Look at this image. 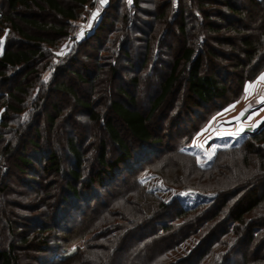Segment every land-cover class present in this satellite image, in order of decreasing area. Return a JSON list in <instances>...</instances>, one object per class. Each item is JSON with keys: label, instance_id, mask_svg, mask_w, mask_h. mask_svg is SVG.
<instances>
[{"label": "rangeland", "instance_id": "374dc122", "mask_svg": "<svg viewBox=\"0 0 264 264\" xmlns=\"http://www.w3.org/2000/svg\"><path fill=\"white\" fill-rule=\"evenodd\" d=\"M196 8L194 4L185 9L188 22L185 32L180 31L181 14L173 18L176 9L171 0H131V3L129 0H106L103 4L100 0H90L80 7L76 20L65 23L68 31L65 36L34 30L19 20L15 25H9L0 16V40H3L0 56L6 48L31 49L36 48L34 44H40L27 42L19 30L45 39L40 45L41 53L33 63L6 70L0 77V249L17 245L12 255L18 257L19 264H59L62 258L83 250L95 233L85 232L86 227L74 228L75 220H89L100 213L102 202L108 200L114 191L119 193L116 184L123 178L129 184L139 178L162 199L167 202L177 199L185 208L211 201L213 193L204 190L216 185L211 182L215 178L195 173L189 160L175 153L176 146L186 155L193 156L197 165L206 168L219 151L240 144L251 134L247 131L238 135L228 133H236L238 128L247 130L257 121L260 122L257 130L264 127V111H261L264 104L256 102L264 94V83L245 99V87L255 82L264 69L254 80L246 82L243 89L235 76L228 77L232 88L225 99L210 106L190 107L188 68L182 60L178 67L182 75L174 93L150 121L157 141L150 144L136 141L115 119L134 156L120 166L113 180L109 175L104 176L108 187L104 188L100 183L89 186L90 179L100 167L97 156L101 142H107L109 160L118 155L117 146L110 141L103 126V120L112 116L110 100L123 99V93L127 91L135 97L138 109L145 115L149 113L176 59L188 46H198L193 32L200 27L201 15ZM206 8L215 9L216 4L212 2ZM97 11L96 19L92 20V14ZM1 13L10 14L6 0H0ZM20 13L44 23L65 25L49 12L34 9L21 10ZM211 20L220 22L216 18ZM89 23L91 28L87 27ZM82 28L83 36L77 39ZM211 34L207 42L206 38L200 39L201 43L205 42L200 45V50L217 49L224 52L225 58L211 57L207 53L208 68L215 70L224 66L226 72L232 73L236 69L230 56L233 46L227 39L222 43L218 41L229 34L224 31ZM60 84L66 85L64 91L59 90ZM2 104L21 111H6ZM232 105L235 107L225 111ZM6 113L7 117H4ZM206 128L208 130L203 131ZM70 138L85 157L84 178L82 183H77L83 198L79 201L72 199L64 205V188L69 180L67 172L73 166V157L67 146ZM50 152L57 153L63 168L61 172L44 169L45 157ZM22 156L31 164L22 165ZM223 163L233 165V158H226ZM222 170L226 172L227 166ZM200 176L204 178L198 181ZM216 178L219 179L218 174ZM72 206L88 212L82 216V209L73 211ZM87 206L94 208L93 213ZM38 221L55 226L39 236L40 241L46 239V246L38 249L20 247L21 237L39 233L36 229ZM122 221L117 222L121 224ZM59 223L62 228H58ZM67 226L74 228L73 234L64 232Z\"/></svg>", "mask_w": 264, "mask_h": 264}, {"label": "trees", "instance_id": "16d2710c", "mask_svg": "<svg viewBox=\"0 0 264 264\" xmlns=\"http://www.w3.org/2000/svg\"><path fill=\"white\" fill-rule=\"evenodd\" d=\"M89 1L6 0L10 14L1 13L0 16L9 25H15V21L19 20L34 30L65 36L68 33L65 23L76 20L80 7ZM212 2L216 4V8H206ZM194 4L201 15V20H197L200 27L193 32L198 46H188L182 56L176 59L169 75L161 84V92L154 99L149 113L143 114L137 107L135 97L127 91L123 93V99L110 100L112 116L106 121L103 120V126L110 141L117 146L118 155L109 160L107 142H101L97 156L100 167L90 179L89 186L100 183L104 188L108 187L104 176L109 175L113 180L120 166L128 163L134 156L115 119L122 123L136 141L144 144L157 141L150 121L174 93L182 75L178 72L182 60L188 68L186 72L190 107L210 106L225 99L232 88L227 81L228 77L235 76L237 84L243 89L246 82L254 80L264 69V0H171V5L176 9L173 18L180 14L182 16L181 32H185L188 25L185 9L193 7ZM34 9L49 12L65 25L44 23L20 13L21 10ZM211 17L220 22H212ZM222 31L229 36H223L218 41L222 43L227 39L230 41L228 44L233 46L230 56L234 59L232 65L236 69L232 73L226 72L224 66L215 70L208 68L207 53L211 57L225 58L224 52L217 49L200 50V45H205L200 39L206 38L207 42L212 32L218 34ZM19 33L27 42L40 44H34L36 48L31 49L6 48L0 56V77H3L6 70L28 66L41 53L40 45L45 39L23 30H19ZM65 86L60 84L59 90L64 91ZM67 89L73 94L72 88ZM2 105L6 111H21L8 104ZM4 117H7V113ZM67 146L73 157V166L67 172L69 180L64 188V205H68L72 199L79 201L83 198L77 183H82L85 167L84 154L73 138L68 139ZM175 153L185 156L195 173L205 174L209 179L215 178L211 182L214 181L216 185L204 190L213 193L214 198L211 201L185 208L177 199L171 202L162 199L139 178H134L133 184L130 183L132 185L125 178L118 180L115 189L119 193L114 191L108 200L102 202L100 213L92 217L90 215L89 220H75L74 228L86 227L85 232L92 231L95 237L91 238L83 250L62 258L59 264H264V127L251 132L240 144L219 151L211 165L206 168L197 165L195 158L181 152L178 146ZM147 158L149 157H145ZM226 158H233V165L223 163ZM45 160V170H63L57 153L50 152ZM20 162L26 166L31 164L24 156L20 158ZM226 166L228 170L223 172L222 169H226ZM1 170L0 166V174ZM217 174L219 179L216 178ZM200 177L198 181L204 178ZM162 181L167 182L165 178ZM71 208L73 211L82 209L74 206ZM90 210L93 213L94 208ZM87 212L88 210L82 209V216ZM121 220L124 222L119 224L117 221ZM38 223L36 229L39 233L32 237L31 234L21 237L20 247L38 249L39 246H46V239L42 238L40 241L39 236L55 226L40 221ZM73 227L67 226L64 232L73 234ZM58 228H62L60 223ZM16 247L17 245L11 244L7 250L0 249V264H19L18 257L12 255Z\"/></svg>", "mask_w": 264, "mask_h": 264}, {"label": "snow or ice", "instance_id": "6c2138e0", "mask_svg": "<svg viewBox=\"0 0 264 264\" xmlns=\"http://www.w3.org/2000/svg\"><path fill=\"white\" fill-rule=\"evenodd\" d=\"M100 2H101V4H103V3H105L106 2V0H100ZM129 3H131V0H129ZM97 15H98V11L97 12H94L93 14H92V20H95L96 19V17H97ZM91 23H89L88 25H87V27H89V28H91ZM6 35H7V33H6ZM83 36V28L81 29V31H80V33H78L77 34V39H80L81 37ZM3 44V40H0V45H2ZM62 54V52L61 53H57L56 55H61ZM45 80H47V76L45 77ZM262 83H264V73H262L258 78H257V80L255 81V82H252V83H249L246 87H245V99H247L248 98V96L252 93V91L256 88V87H258L259 85H261ZM257 103H260V104H264V94H261L259 97H258V99H257V101H256ZM235 107V105H232V106H230V108L229 109H226L225 111H230L232 108H234ZM249 107H251V105H249ZM261 111H264V109H261ZM222 115V114H221ZM215 119V118H214ZM249 119H251V116L249 117ZM260 122L259 121H257V123L256 124H253L252 125V129L254 130L256 127H257V125L259 124ZM209 127H211V124L209 125ZM208 129L206 128V129H204L203 131H207ZM244 131V129L243 128H238L237 129V132L236 133H228L229 135H238L240 132H243ZM202 134V133H201ZM199 135V134H198ZM181 195H183V194H181Z\"/></svg>", "mask_w": 264, "mask_h": 264}, {"label": "crops", "instance_id": "0c3cea01", "mask_svg": "<svg viewBox=\"0 0 264 264\" xmlns=\"http://www.w3.org/2000/svg\"><path fill=\"white\" fill-rule=\"evenodd\" d=\"M256 121V120H255ZM264 121V120H263ZM253 123H255V122H253ZM257 123V122H256ZM255 123V124H256ZM252 124H250L249 126H248V129L247 130H244V131H247V133L249 132V133H251V132H253V131H255V130H257V128H255L254 130L252 129V126H251ZM240 126V125H239ZM251 126V127H250ZM235 130H237V129H235ZM243 131V132H244ZM235 132H237V131H235ZM241 133V132H240Z\"/></svg>", "mask_w": 264, "mask_h": 264}]
</instances>
